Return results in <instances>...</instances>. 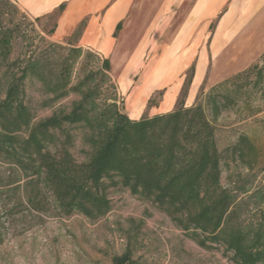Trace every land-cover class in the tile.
<instances>
[{
  "label": "rangeland",
  "instance_id": "374dc122",
  "mask_svg": "<svg viewBox=\"0 0 264 264\" xmlns=\"http://www.w3.org/2000/svg\"><path fill=\"white\" fill-rule=\"evenodd\" d=\"M193 1L180 0V15L170 8L168 19H148L160 5H141L132 19L118 25L115 48L106 57L76 45V32L55 38L53 14L34 16L16 0H0V34L13 33L6 63L23 55L32 60L47 54L57 66L67 56L75 57L69 48H80L73 83L88 70L105 68L96 101L115 98L121 113L131 120L176 105L202 104L217 129L222 151L220 186L233 199L251 252L260 259L256 264H264V82L252 87V72L243 79L249 82L244 87L230 81L241 71L264 66V0H242V18L233 21L231 34L221 36H211L215 18L207 30L202 28L205 21L190 18ZM6 48L0 44V50ZM2 61L0 56V97L5 84ZM26 80V99L36 117L50 115L58 106L68 109L80 98L70 92L52 100L36 79ZM241 135L247 137L249 149L238 156L230 147ZM7 168L0 158V177ZM37 176L50 210L42 215L25 210L10 221L0 242V264H232L229 251L187 236L155 204L126 189H110L111 209L100 218L78 211L63 215L41 174Z\"/></svg>",
  "mask_w": 264,
  "mask_h": 264
},
{
  "label": "trees",
  "instance_id": "16d2710c",
  "mask_svg": "<svg viewBox=\"0 0 264 264\" xmlns=\"http://www.w3.org/2000/svg\"><path fill=\"white\" fill-rule=\"evenodd\" d=\"M51 14L56 17L55 11ZM12 36L0 34V44L7 46L0 50L5 61L0 158L8 165L7 174L0 177V242L9 232L10 221L22 211L49 212L51 203L40 186L39 173L63 215L78 211L100 218L111 209L110 189H126L155 204L187 236L229 251L232 264L260 260L251 252L233 199L220 186L222 151L217 129L202 104L176 105L166 112L128 119L115 98L103 96L96 101L106 79L105 68L88 70L73 83L80 48H69L75 57L67 56L57 66L47 54L32 60L23 55L8 64ZM251 72L252 87L264 82V66L241 71L230 81L244 87L249 82L243 79ZM29 78L36 79L52 100L70 92L80 98L68 109L58 106L50 115L36 117L26 99ZM225 96L227 100L230 94ZM230 149L238 156L247 152V137L241 135Z\"/></svg>",
  "mask_w": 264,
  "mask_h": 264
},
{
  "label": "crops",
  "instance_id": "0c3cea01",
  "mask_svg": "<svg viewBox=\"0 0 264 264\" xmlns=\"http://www.w3.org/2000/svg\"><path fill=\"white\" fill-rule=\"evenodd\" d=\"M16 1L20 7L34 16L48 15L55 11L56 17L53 28L55 38L62 39L65 35L76 32V45L93 49L106 57L115 48L116 38L114 33L118 25L128 20V18L132 19V15L140 9L141 5L147 3L160 5L148 19L167 18L172 10L180 15V0ZM240 3H242V0H194L193 15L190 18L199 22L205 21L202 24L204 25L202 28L205 30L208 29L210 20L215 18L216 24L211 36L231 34V30L236 26L233 21L242 18ZM170 8H172L171 11ZM126 26L128 27L129 23ZM178 30H180V25ZM177 33L180 34V31H177ZM214 44L220 45L221 43L214 41ZM135 109V107H132V110L135 111ZM169 110H171V107L157 113Z\"/></svg>",
  "mask_w": 264,
  "mask_h": 264
}]
</instances>
